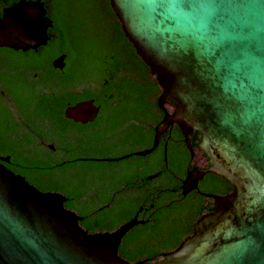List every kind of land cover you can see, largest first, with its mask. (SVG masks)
<instances>
[{
	"label": "water",
	"instance_id": "95a60500",
	"mask_svg": "<svg viewBox=\"0 0 264 264\" xmlns=\"http://www.w3.org/2000/svg\"><path fill=\"white\" fill-rule=\"evenodd\" d=\"M110 3L163 90L159 106L174 108L156 128L155 147L174 124L190 148L194 135L202 136L199 149L211 167L189 172L184 193L207 174L232 188L214 196V209L193 234L155 264H264V0ZM45 15L39 2L6 9L0 47L28 51L45 45L51 26ZM90 104L72 112L85 113ZM66 200L0 164V264H147L119 253L136 222L89 233Z\"/></svg>",
	"mask_w": 264,
	"mask_h": 264
},
{
	"label": "flooded vegetation",
	"instance_id": "af4514ba",
	"mask_svg": "<svg viewBox=\"0 0 264 264\" xmlns=\"http://www.w3.org/2000/svg\"><path fill=\"white\" fill-rule=\"evenodd\" d=\"M21 1L43 4L45 17L51 21V26L47 29L48 39L45 45L37 49L23 51L0 47V50L35 52L41 54V59H48V65L53 71L52 83H48L45 88L36 83V95L44 96L49 92L46 88L52 87L54 83L62 85L66 74L74 66H71V57L63 51L42 56L49 43L59 38L52 17L53 0H0V18L6 9ZM80 2L83 6L80 9L82 13L98 14L100 18L104 14L105 5L109 4L111 7L110 0H95L96 5L91 10L86 8L87 0ZM111 11L114 13L112 7ZM115 17L122 29L119 19L116 15ZM111 18L109 22L114 20ZM102 21L107 22L106 16ZM109 32L105 41L107 43L109 38L116 40L117 37L113 28ZM116 60L119 62L117 65L115 60L113 64V59H107L108 64L103 72L88 71L82 80L60 91L61 96L70 95L72 101L61 106L54 137L48 134L50 140L47 137L41 138L39 144L47 154L57 159L58 181L62 189L90 188L92 196H95V183L99 181L107 190L114 191L110 201L103 206L105 219L119 224L115 230L132 221L136 222L124 238L135 235L140 242L136 245L139 247L141 244L147 254L135 251V247V263L143 261L155 264L169 252L178 249L193 234L198 220L214 209V196L227 195L231 191L225 193L219 182L207 179L210 175L207 174L199 181L196 189L184 193L183 186L189 172L194 168L206 170L211 167L210 159L199 149L202 136L199 133L194 135L190 148L179 126L174 124L161 135L155 147L156 128L167 114L172 115L174 108L172 105H164L163 108L159 106L163 90L151 70L150 79L145 80V63L142 59L140 62L138 59ZM46 74L41 69L40 72L28 73L27 76L32 82L46 77ZM0 90L15 121L19 118V125L24 123L17 110L19 106L27 107L28 93H21L24 95V104L8 97L1 87ZM83 103H91L88 111L82 114L72 112ZM148 151L151 152L144 155ZM6 159L10 160V157L0 154V160ZM0 164L4 165L2 162ZM60 194L67 199L65 207L69 209L68 206L74 199L71 201L65 194ZM120 195L123 199L118 198ZM76 205L81 207L82 204ZM74 212L83 221V217L77 211ZM122 244L123 241L120 246Z\"/></svg>",
	"mask_w": 264,
	"mask_h": 264
},
{
	"label": "trees",
	"instance_id": "16d2710c",
	"mask_svg": "<svg viewBox=\"0 0 264 264\" xmlns=\"http://www.w3.org/2000/svg\"><path fill=\"white\" fill-rule=\"evenodd\" d=\"M94 5H96L95 0H87L86 8L91 10ZM82 7L80 0H53L52 17L55 23V32L58 33L59 38L49 43L47 51L42 56H51L63 51L71 57L70 61L73 63L71 66L74 68L66 74L62 85L58 86L54 83L52 87L46 88L49 89L47 95L38 96L36 93L37 84L45 88L48 83H52L53 71L48 65V59H41V54L35 52L0 50V87L2 91H5L8 97L15 98L18 103L20 101L24 104V95L21 93L26 95L28 93L27 107L19 106V110H17V114L24 121L19 125L20 119L17 118L15 121L0 90V154L10 157L9 162L6 160H0V162L15 173L24 176L40 191L60 192L69 197L71 201L74 199L68 208L77 211L83 217L81 225L89 233L112 232L119 224L114 221L108 222L105 219L103 206L110 201L112 195L115 194L114 191L107 190L105 185L99 181L95 183V196H92L90 188L62 189L58 181L57 159L53 155L47 154V151L42 149L39 144L41 138L47 137V140H50L48 136L54 137L61 106L65 102L72 101L70 95L61 96V90L82 80L88 71L103 72L108 64L107 59H113V64L115 60L116 65L119 63L116 59H138V61L141 59L124 36L109 4L105 5L104 8L107 11L104 10L101 18L98 14L86 15L82 13L80 11ZM96 8L98 9V7ZM1 14L2 8L0 7V16ZM105 16L107 22L102 21ZM109 18L114 20L109 22ZM110 28H113L117 37H115L116 40H113L112 37L109 38L107 43L105 41L110 34ZM112 35L115 36L114 33ZM72 57L76 59H72ZM41 69L47 72L46 77L33 80L32 83L27 74L40 72ZM143 72L145 80H149L150 69L146 64L143 65ZM207 179L219 182L225 193L232 191L224 179L214 174L208 175ZM118 198L123 199L121 195ZM76 203L82 204L81 207H78ZM122 241L119 253L127 261L134 263L137 261L133 251L135 247H137L135 251L143 252L142 255L147 254L141 244L139 247L136 245L139 241L135 235L125 237Z\"/></svg>",
	"mask_w": 264,
	"mask_h": 264
},
{
	"label": "bare ground",
	"instance_id": "6f19581e",
	"mask_svg": "<svg viewBox=\"0 0 264 264\" xmlns=\"http://www.w3.org/2000/svg\"><path fill=\"white\" fill-rule=\"evenodd\" d=\"M26 8H28V7H26Z\"/></svg>",
	"mask_w": 264,
	"mask_h": 264
},
{
	"label": "rangeland",
	"instance_id": "374dc122",
	"mask_svg": "<svg viewBox=\"0 0 264 264\" xmlns=\"http://www.w3.org/2000/svg\"><path fill=\"white\" fill-rule=\"evenodd\" d=\"M92 14H93V12H92Z\"/></svg>",
	"mask_w": 264,
	"mask_h": 264
}]
</instances>
